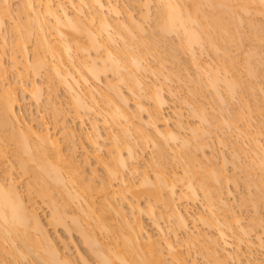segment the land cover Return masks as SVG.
Here are the masks:
<instances>
[{
  "label": "bare ground",
  "instance_id": "6f19581e",
  "mask_svg": "<svg viewBox=\"0 0 264 264\" xmlns=\"http://www.w3.org/2000/svg\"><path fill=\"white\" fill-rule=\"evenodd\" d=\"M9 1L0 0V264H77L69 252L70 247L60 245V238L56 240L52 233L59 229L67 232L69 238L74 234L79 236L95 256L96 264H197L196 259L189 260L185 255L184 247L188 246L198 249V254L209 264H264V220L258 216L254 219L257 223L250 220L252 226L245 225L242 214H237L231 204L235 197L233 199L234 194L228 188L225 152L218 157L221 151L218 154L217 145L216 152L212 148L211 157L204 149L213 135L222 148L229 146L227 129L236 133H233L236 145L232 138L233 143L231 141L230 148H226L231 155L227 161L232 162L233 158L235 168H245L244 173L235 169L234 172L244 174V179L246 174L250 178L245 179L246 186L254 185V192L258 190L254 196L253 190L250 191L253 201L249 194V201H242V205L246 206L245 202L253 205L258 200L253 205L257 210L258 203L264 204V144L260 139L264 120L262 131L258 126L252 129L256 110L253 112L255 107L251 103L255 100L249 103L251 99L248 101L246 93L255 95V88L247 84L248 91L244 89L246 83L243 85L244 81L239 78L240 60L230 55L235 34V38L238 33L242 36L236 23L239 26L245 20L237 9L246 13L245 16L254 11L256 14V10L257 14L264 15V0H153L156 11L152 0L135 2L141 7L144 19L155 11L157 21L153 26L158 30H153V36L157 34L156 39L160 36L159 45H167L168 36L177 38L175 50L169 51V44L168 58L179 62V54L190 55L191 65L198 73L195 72L197 80L194 81L193 75L189 80V72L185 77L194 82L189 94L198 95L199 102L195 101V96L188 99V95L182 97L169 90L165 80L173 74L177 76L178 72L173 73V70L171 75L168 71L167 75L165 71L167 76L164 75L166 64L159 63V57L165 60L161 52H156L157 69L153 68L148 55L153 47L157 48L156 39L152 38L151 47H146L142 36L146 32L144 24L134 14L122 18L113 0H22L17 17L13 16ZM208 8L210 12L213 9L217 12L210 13ZM232 10L235 12L230 13ZM230 14L232 18L228 19L234 21L227 19ZM6 22L12 23V29L3 28L8 26ZM8 29L13 33L11 41ZM255 32L258 41L259 34ZM33 34L35 42L30 55L29 42ZM239 36L236 38L239 43L235 45L241 44ZM260 41L261 51L257 49V53L256 48L248 51L246 58L250 54V59L242 64L246 67L250 61L246 74L252 77L253 74L257 77L259 60L261 64L264 61V36ZM9 44L13 49L10 50V66L14 69L9 68L10 72L8 65H4V49ZM206 45L213 49L216 58L221 57L214 60L216 63L214 58L204 61L199 55ZM253 53L252 61H258L256 66L254 61V65L251 64ZM11 70L17 74V78L13 75L16 82L7 80L6 74H11ZM109 72L112 79L105 76ZM42 73L48 84L47 96L44 86L36 81ZM147 75L154 77L152 81ZM58 87L68 94L73 119L80 130L65 122L61 104L52 101L57 97ZM167 89L189 112L185 115L180 106L174 126L164 113L168 106L164 95ZM206 89L211 90L214 101H207ZM43 96L53 105V116H57L53 126L43 114L35 118L22 114L28 98L44 106ZM239 99L243 100H240L243 110L239 108L231 118L233 108V112L225 116L228 105ZM224 105H227L226 111ZM259 106L258 114L262 111ZM86 120L90 122V131L84 128ZM243 136L251 144L246 148L245 139L241 140L245 149L240 144ZM147 150L153 153L149 161L144 157ZM78 151L84 156L82 160L78 159ZM90 157L103 170L102 176L97 173V167L92 170L89 167L91 176L86 172ZM244 157L247 164L244 161L242 164ZM218 158L223 159V162L220 160L223 167L219 168ZM15 160L20 176H27L25 190L14 175ZM97 179L100 182L96 184ZM197 202L201 208L193 210L190 205ZM41 204L47 207L46 215ZM145 214L156 225L160 237L154 239L147 233ZM259 219L262 220L260 227ZM164 220L169 232L163 228ZM190 220L206 228L202 230L194 225L198 229L191 231ZM113 221L116 222L113 224ZM207 228L214 232L205 230ZM182 233L184 237L179 236ZM77 254L80 264H92L84 255Z\"/></svg>",
  "mask_w": 264,
  "mask_h": 264
},
{
  "label": "rangeland",
  "instance_id": "374dc122",
  "mask_svg": "<svg viewBox=\"0 0 264 264\" xmlns=\"http://www.w3.org/2000/svg\"><path fill=\"white\" fill-rule=\"evenodd\" d=\"M118 6H119V9H120V11H121V13H122V18H126V16H128L129 14H134L135 15V17L137 18V19H139L140 20V22L142 23V24H144L143 26H144V28H146L145 29V35H144V32H143V34H142V36H144V40L146 39V41H145V43H146V47H151V41H152V38L154 39L155 38V36H157L158 37V35L156 34L157 32H155V31H157L158 29H154V26H153V24H155V26H156V21H157V15L155 14V11H156V8L154 7L155 6V1H153L152 0V2H151V5H152V7H153V10H155L154 12H152L153 10H151V17H149L148 19H144L143 17H142V9H141V7H139L138 8V6L135 4V2H137V0H113ZM139 1V3H141L143 0H138ZM231 2H233V0H230ZM238 2H239V0H237ZM22 2V0H10L9 1V3H11L10 4V6H12V10L14 11L13 13H14V15L13 16H15V17H17L18 16V14H19V12L18 11H20V3ZM228 2V1H227ZM227 2H226V4H227ZM234 2H235V0H234ZM237 2V3H238ZM231 4V3H230ZM234 4H236V3H234ZM154 5V6H153ZM234 6V5H233ZM258 6V4L256 3V7ZM260 6V5H259ZM223 7V6H222ZM19 8V9H18ZM155 8V9H154ZM225 8V7H224ZM140 9H141V12H140ZM207 9V8H206ZM235 9H237L236 7H235ZM239 9V8H238ZM237 9V13L238 14H240L241 15V19L242 18H244L245 20H243V22L242 21H240L241 19H240V17H239V21L237 20V22H242V23H239V26H237V24L238 23H236V26H235V24L233 25V26H235L238 30L237 31H239L241 34H242V36L240 37L239 36V33H238V35H237V37L239 36V38H240V45L239 44H237V45H235L236 43H237V41H238V39H237V41H236V38H235V36H236V34H235V32H234V28H232V26H231V24H230V28H232V32H234V34H235V36H234V44H233V46L231 45V50H232V53H230V55L232 54V57L234 58V56L233 55H235L236 56V58L237 59H235L236 61L239 59L240 61H239V65L240 66H242V67H240V73H241V76L239 77V78H241V80H243L244 82H243V85H244V83H246L245 84V87L246 88H244L246 91H248V89H247V84L249 85V84H252L253 86H254V88H255V90H254V94L255 95H252L251 93V91H249L250 92V94L251 95H249V94H247L246 93V95L244 94V92H245V90H244V92H243V95L244 96H246L247 97V99H248V101L251 99V101H249V103H251L252 102V99H254L255 100V103H254V101L252 102L253 104H257V106H254V105H252V103H251V106L254 108L253 109V112H255V110H256V112H255V114H254V119H253V117H252V119L254 120H252L253 121V127H252V129L253 130H256L257 129V126H258V128H260L261 129V131H262V129H263V127H264V125H263V120H264V61H262L263 62V64H261V62H260V60H259V62H260V64H259V62L258 61H256V60H253L254 61V63H255V65H254V63H253V61H252V59H253V56L252 55H254V53L253 54H251V56H252V58H251V64L253 63V65L254 66H256V62H258V65H257V69L256 70H258V71H256V75H257V77H258V72H259V74L261 75V76H259L258 78L256 77V76H254V74H253V77H252V74H251V76H249L248 75V73L246 74V67L247 66H249L250 65V61H248L249 62V65H247L246 67H245V65L243 66L242 64L244 63V61H246L247 62V60H249L250 59V54H248V58H246L247 57V53H248V51L249 52H251L252 50H254L255 48H256V52L258 53V51H261L260 49H262L261 47H263L262 45H259V43L261 42L260 40H261V37L262 36H264V34H263V32H264V30H263V32H262V28L264 29V15H262L261 13H258L257 14V10H256V14L254 13V12H251V14H249V15H247V16H245L246 15V13H244V14H242V12H240V10H238ZM70 10H73L72 8H70ZM208 10H209V8H208ZM211 10V9H210ZM210 10H209V12H210ZM214 10V9H213ZM212 10V11H213ZM211 11V12H212ZM216 12H217V10H215ZM215 11H213V12H215ZM233 11V10H232ZM230 12V13H234L235 11H233V12ZM239 11V12H238ZM18 12V13H17ZM210 12V13H211ZM215 12V13H216ZM12 13V14H13ZM254 13V14H253ZM153 14V15H152ZM237 14V15H238ZM236 15V14H235ZM22 17H24V14L23 15H21ZM231 16V18H232V14H230L229 16H226L227 17V19L229 18ZM235 17V16H234ZM233 17V18H234ZM237 17V16H236ZM143 18V19H142ZM156 18V19H155ZM24 20V19H23ZM229 20V19H228ZM232 21H234V19H231ZM231 20H229L230 22H231ZM235 20H236V18H235ZM146 21V22H145ZM244 23V25L241 27V25ZM253 24L254 26H257V27H254L253 25H251V24ZM5 24H8V26H6V27H4L3 26V28L4 29H6L7 27H9L10 29H12L11 28V24L8 22H6ZM233 24V23H232ZM250 24V25H249ZM11 25V26H10ZM153 26V28H152V26ZM261 26V28H259V27ZM263 26V27H262ZM251 27H253V29L251 28ZM157 28V27H156ZM255 28V29H254ZM4 29H3V31H4ZM10 29H8V34H7V36H8V39H9V41H11V39H12V36H11V33L12 32H10L9 30ZM153 30H155L154 32H155V36H153L154 35V33H153ZM256 32H255V31ZM260 30H261V33H258V31L260 32ZM6 31H7V29H6ZM236 31V32H237ZM253 32H255L256 34H257V36H258V34H259V38H260V40H256L257 38H256V36L254 37V33ZM152 33V34H151ZM10 34V35H9ZM13 34V33H12ZM233 34V35H234ZM34 35V34H33ZM31 36V37H33L32 39H31V42H29V45H30V49H29V51H30V55H32L33 54V43L35 42V35L34 36ZM262 35V36H261ZM11 36V37H10ZM261 36V37H260ZM241 38H242V40H241ZM156 39V38H155ZM154 39V40H155ZM159 39H160V36H159ZM159 39H156V41H154V42H156V44H157V50L155 49V47H153L151 50H150V54L148 55V57H149V62L153 65V68H154V66H155V68L157 67V63H158V61L156 60V58L154 57L155 55H156V52H161L160 54H161V57H162V55H163V57L165 58V60L164 61H161L160 60V57H159V63L161 64V63H163L164 62V64H166L165 65V68H163L164 70H163V72H164V75H166V73H167V75H169V72L168 71H171L170 73H171V75H172V71H173V73H176L175 71H177L178 73H177V76L175 75V74H173L174 76H169L170 77V79L169 80H165L166 81V83H167V87H169V90L171 89L172 91H173V93H175V92H178L179 94H181V96L183 97H185L186 96V98H187V95H188V99H191V97H193V96H195L194 98H195V101H197V99H198V102L200 101L199 99V97H197L196 96V94L195 93H193V94H195V95H193V94H189V91H190V93H191V88H193V83L192 82H190L189 80L190 79H192L191 77V75H193V76H195V78H193L194 79V81H196L197 79H196V74L198 75V73H197V70H196V68L194 69L193 68V66L194 65H191V64H193V63H191V60H190V55L189 54H187V53H183V54H179L180 55V57H181V59H180V57H178L179 58V62H176V60H172V59H170V58H168L167 56H168V54H170V52H168V50H169V44L173 47V49H171L172 47L170 46V50L169 51H171V50H175L174 48H177V47H175L176 45H177V43L178 42H175V41H177V38L175 37V36H168L167 38H166V40L167 41H169V43L166 45V43L163 45L162 43H161V45H159V43H160V41H159ZM32 40H33V42H32ZM151 40V41H150ZM149 41H150V44H149ZM242 41V42H241ZM257 42H258V45H257ZM238 43H239V41H238ZM262 43V42H261ZM10 44L12 45L13 43H11L10 42ZM8 45V46H6L5 47V49L4 50H6L5 51V54H4V56H5V59H6V61L4 60V65L6 66V65H8V66H6L7 67V69H8V72H10V69L9 68H11V66H10V64H11V59H10V55L12 54L11 53V51H13V49L11 48V45ZM176 44V45H175ZM165 46V48H164V50L162 49L163 47ZM257 46H258V48H257ZM260 46V47H259ZM13 47V46H12ZM142 47V46H141ZM140 47V48H141ZM159 47H162V48H160L159 49ZM168 48V49H167ZM165 49H166V51H165ZM229 49V52H231V50ZM252 49V50H251ZM257 49H258V51H257ZM11 50V51H10ZM251 50V51H250ZM264 50V49H263ZM167 52V53H166ZM172 54H173V51L171 52ZM175 53V52H174ZM160 54H159V56H160ZM220 53H218V55H219ZM259 54H261L260 52H259ZM199 55H202L201 56V58L203 57V60L204 61H208L209 59H212V58H214L213 59V62L214 63H216L217 61H214V60H217V58L220 60L221 59V57H215V54H214V52H213V49L211 48V47H209L208 45H206L205 46V48L202 50V51H200V53H199ZM229 55V56H230ZM157 56V55H156ZM32 57V56H31ZM209 57V58H208ZM255 57V56H254ZM244 58L246 59V60H244ZM157 59H158V57H157ZM227 59V58H226ZM255 59V58H254ZM262 60V59H261ZM264 60V59H263ZM212 61V60H211ZM6 62V63H5ZM10 62V63H9ZM166 62V63H165ZM159 65V64H158ZM253 65H252V67H253ZM164 66V65H163ZM162 67V66H161ZM159 68H160V66H159ZM158 68V70H160ZM179 68H180V70H181V73L179 74ZM244 68V69H243ZM12 69V68H11ZM157 69V68H156ZM155 69V70H156ZM253 69H254V67H253ZM13 71H14V69H12ZM12 70H11V74H6V76H9L8 78H7V80H9V82L12 80L13 82H16V78H17V74H16V72H12ZM154 70V69H153ZM161 70H162V68H161ZM165 71H167L166 73H165ZM189 72V77H188V73ZM195 72H196V74H195ZM255 72V71H254ZM13 73V74H12ZM191 73V74H190ZM239 73V74H240ZM43 74V73H42ZM110 74H111V72H109L107 75H105V76H107L108 78L109 77H111L112 76V74H111V76H110ZM13 75H15L16 76V78H15V76H12ZM166 75V76H167ZM183 75V76H182ZM185 75H187V77H188V79H187V77H185ZM40 76H42V77H39V76H37L35 79H36V81H37V83H38V85H39V83H40V86H44V89H43V91H44V94H46L47 93V85L48 84H46V80H45V75L43 74V75H40ZM44 76V77H43ZM105 76L103 77V79L105 80ZM148 77H149V79H153L154 77L153 76H151V75H147ZM182 76V77H181ZM148 77H147V79H148ZM159 77H161V78H163L162 76H159ZM179 78L180 80H178L177 78ZM198 77V76H197ZM10 78V79H9ZM112 78H113V76H112ZM112 78H109V79H112ZM148 79V80H149ZM152 79H151V81H152ZM44 80H45V82H44ZM163 80V79H162ZM241 80H240V82H241ZM11 81V82H12ZM193 81V80H192ZM242 83V82H241ZM42 84V85H41ZM251 85V86H252ZM195 86V85H194ZM261 86H263V88L261 89ZM195 88L197 89V87L195 86ZM253 88V89H254ZM125 89V88H124ZM196 89H195V91H196ZM241 89H243V88H241ZM249 89H251L252 90V88H250L249 87ZM47 90V91H46ZM59 90V91H58ZM58 90H57V92H56V94H57V97L55 98L54 97V99H52V101L53 102H55V103H60L61 104V108H63V112L62 113H64L65 112V114H66V120H65V122H67V124H69L70 126H72V127H75V128H77V129H79L80 130V125L78 124V122H76L73 118H74V113H73V109L70 107V101H68V98H69V96H67L68 94L64 91V89L62 88V87H58ZM192 92H193V90H192ZM206 99H207V101H212L213 100V98H212V96H213V94H212V92H211V90H209V89H206ZM48 94V93H47ZM47 94H46V96H47ZM199 94V93H198ZM164 95H166V97H167V99H168V106H166V108H165V110H164V113L168 116V118L170 119V125L171 126H174V122H175V120L177 119V114H178V112H179V108H180V106L181 107H183L182 108V111H184V113H185V115H188V108L187 107H184L180 102H179V99H177V98H175L176 96H174V95H171V93H170V91H168V89H167V91H165L164 92ZM45 96V95H44ZM43 96V98H44V100L42 99V103L44 104V106L42 105H40L41 103L39 102L38 104H39V106L37 105V104H35V103H32L33 101H31V99L30 98H28V100L27 101H25V107L23 108L22 107V114L23 115H25L27 118H30V117H32V115H33V118H35V116H40L39 114H43V115H45V117H46V120L48 121V123H50V126H53V123H55V120H57L56 118H57V116H53V111H54V109H52L53 108V105H51V102L49 101H47L46 99H45V97ZM200 96V95H199ZM27 97H29V96H27ZM194 98H193V100H194ZM246 99V98H245ZM236 100H238V98L236 99ZM236 100H233V104L231 105V104H229L228 105V103H226L228 106H230V107H228V109L226 108L227 107V105H226V107H225V105L223 106V109H227V111H226V109H225V111L227 112L226 114H225V116H229L228 114H230V112H233V108H234V112H233V114L231 113L230 115H231V118H233L234 117V114L236 113V111H240V109H242V106H241V103L243 102V100L242 99H239V102L238 101H236ZM240 100H242V102H240ZM132 101V100H131ZM202 101V100H201ZM214 101V100H213ZM231 102H232V100H230ZM245 101V100H244ZM257 101V102H256ZM27 102V103H26ZM45 102L47 103V105H45ZM130 104H131V107H134L133 105H132V103L130 102ZM258 105H260L259 107H261V112H260V114H258L257 113V110L258 109H260V108H258ZM47 108H46V107ZM231 106H232V111H231ZM50 107V109H48ZM52 107V108H51ZM57 107H58V105H57ZM60 107V106H59ZM208 107V106H207ZM225 107V108H224ZM240 108V109H239ZM257 108V109H256ZM229 109H230V111H229ZM40 110V111H39ZM53 110V111H52ZM243 110V109H242ZM228 111H229V113H228ZM222 113L224 114L225 112H224V110L222 111ZM56 114V113H55ZM237 114H238V112H237ZM239 115V114H238ZM60 116V115H59ZM61 116H62V114H61ZM233 116V117H232ZM58 118H60V117H58ZM62 118V117H61ZM245 120H246V118H245ZM244 120V121H245ZM262 120V121H261ZM192 121H193V119H192ZM244 121H241V123L243 124L244 123ZM260 121L262 122L261 123V127H259V123H260ZM252 123V122H251ZM262 125H263V127H262ZM222 126V125H221ZM256 127V128H255ZM84 128L87 130V131H90V122H89V120H86V123H85V125H84ZM101 128H103L102 127V125H101ZM223 128V127H222ZM221 128V130L223 131V130H225V129H227L226 127H225V129H222ZM84 129V130H85ZM103 130V132H105L104 130V128L102 129ZM221 130H218V132L220 131L221 133H222V131ZM229 129H227V131L225 132V133H227L226 135V138H229V139H227V142H229V146H230V142L232 141V138L234 139L233 141L235 142V138H236V133H234V132H232V130H231V132H230V130L228 131ZM224 132V131H223ZM221 133H219V135H221ZM233 133L234 134H236V135H233ZM263 134H261V136L262 137H260V139H261V141H262V143L264 144V129H263V132H262ZM218 134V133H217ZM233 135V136H232ZM83 136V135H82ZM222 136V135H221ZM224 136V135H223ZM213 137H214V135H213ZM212 137V138H213ZM241 137H242V135H241ZM211 138V140H209V142L210 143H208L207 144V147L206 148H204L205 150H206V153H208V156H211V151L212 150H214L215 149V152H216V148H217V145H218V148H217V150H219L218 151V154L220 153V151H221V154H219V156H218V154H217V156L218 157H220V156H222V153H224L225 155H226V157H227V159H229L230 160V158L229 157H231V155L229 154L230 153V150H227V149H229L230 147L227 145V146H225V145H223V146H225V147H222V148H219V145L220 144H216V143H218V141L216 142V140L214 139V142H212L213 141V139ZM240 138V137H239ZM239 138H237L236 140H237V143H238V147H239ZM83 139H85L84 137H82V141H83ZM216 139H217V137H216ZM243 139H245V140H243ZM208 140V139H207ZM241 140H243V142H244V145L246 146V148H248V146L250 145L251 146V144L250 143H248L249 142V140H247L246 141V138L243 136V138H240V144H241V146H242V141ZM233 141H232V143H233ZM226 142V143H227ZM77 143H78V141H77ZM84 143L86 144V145H88L87 143H86V141H84ZM207 143V142H206ZM232 143H231V145H232ZM228 144V143H227ZM64 145H66V147H67V144H65L64 143ZM68 145H69V143H68ZM235 145H236V142H235ZM249 146V147H250ZM88 148H89V150H91V148L89 147V146H87ZM243 147V146H242ZM212 148H214V149H212ZM227 148V149H226ZM244 149H245V147H243ZM11 150H12V148H10ZM10 149H9V151H10ZM221 149V150H220ZM225 149V150H224ZM242 148H239L238 150H241ZM81 150V149H80ZM79 150V151H80ZM78 151V152H79ZM105 152V149H103V153ZM149 154H148V153ZM147 152H146V154L144 155V157L146 158V160L147 161H149L150 160V157H151V154H153L152 152H150L149 150H147ZM228 152V153H227ZM151 153V154H150ZM9 154L11 155V156H13L12 155V153H10L9 152ZM79 154V155H78ZM241 154H243L242 156H245L244 155V153H241ZM9 155V156H10ZM77 155H78V159L79 160H82L83 159V157L84 156H82V154H81V152H79V153H77ZM149 155V156H148ZM229 155V156H228ZM10 156V160H12V162H13V157H11ZM207 156V155H206ZM147 157H148V159H147ZM212 157V156H211ZM249 157V156H248ZM210 158V157H209ZM222 158V157H221ZM227 159H225L224 160V167L225 168H227L228 167V169H226L225 170V168H224V172L226 171L227 173V179H230L229 180V182H227L228 183V188H230V190L233 192V199H234V197H235V199L233 200V199H231V201L233 200L234 202H232L231 204L232 205H234V207H236V208H234V209H236V212H237V214H242L241 216H243V218H244V223H245V225L247 224H250L249 222H252V221H254V219H256L258 216H261V218H262V220H264V204H257V206H256V208H257V210L255 209L254 210V208H253V205H255L256 204V202L258 201V200H256V202L254 203L253 202V205H252V203L251 202H248V203H246L245 202V204H247L246 206L244 205H242L243 203H242V201H246V199H248V195L249 194H251V192L250 191H252V193L254 192V189H253V187L252 186H254V185H248V186H246V181H245V179H250V178H248V176H246V174H245V179H244V174L242 175L241 173H244L243 171H244V169L245 168H241V169H243V170H240V168L239 169H237V168H235L234 167V163H235V165H236V162L234 161L233 162V158L231 159V161L233 162V168H232V162H228L227 161ZM247 159V158H246ZM223 162V159H220V158H218V163H217V160H216V163L217 164H219V162H220V165H219V168H220V166L221 167H223V164L221 165V161ZM249 160V159H248ZM228 163H227V162ZM243 161L244 162H246V164H247V160L245 161V157H244V160H242V164H243ZM11 162V163H12ZM16 160L14 161V164H15V166H14V164H13V171H14V175L15 176H17V178H19V180L21 181V186L23 185V187H24V185H26V182H27V180L25 179V178H27V176H20L21 175V173H20V170H19V167H16ZM209 162V161H208ZM90 166L88 165V166H86V172H88V174H89V176H91V172H90V168L89 167H91V170H92V167H93V169H94V167L96 168L97 167V171H99V172H97L98 174L99 173H101V174H99V176L101 175L102 176V174H103V170L99 167V166H97L96 165V163H95V161H94V159L92 158V157H90ZM88 163V164H89ZM225 163H227L226 165H225ZM92 164V165H91ZM10 165H12V164H10ZM16 167V168H15ZM171 167V166H170ZM234 169H235V171H237V170H239L238 172H234ZM88 170V171H87ZM240 173V174H239ZM228 174H229V178H228ZM232 176V177H231ZM247 177V178H246ZM99 179V178H98ZM97 179V181H96V184L97 183H99L100 181ZM225 186H227V184L225 183ZM251 186V187H250ZM248 187H250V188H248ZM256 188V190H257V187H255ZM25 190V187L24 188H22V190ZM258 191V190H257ZM257 191H255L256 193H257ZM254 192V194H253V196L254 195H256V193ZM25 193H26V191H25ZM263 193V192H262ZM258 194V193H257ZM257 197H258V195H257ZM244 198V199H243ZM250 200H252L253 201V198H252V194L250 195V198H249ZM249 199L247 200V201H249ZM143 200V199H142ZM235 200H237V201H235ZM234 203H236V204H234ZM237 203H238V205H240L241 204V206H237ZM240 203V204H239ZM42 205V204H41ZM145 205V200H143L142 201V206H144ZM200 205V206H199ZM190 206H192L191 208L194 210V209H200L201 208V204H199L198 202L197 203H194V205L193 204H191ZM196 207V208H195ZM200 207V208H199ZM42 208H43V210H44V214L46 215L47 213H48V210H47V207L46 206H44V205H42ZM241 208H242V210H241ZM259 208V209H258ZM126 209H128V207L126 206ZM147 216L148 215H144L143 216V221H144V224H145V226H146V230L148 231L147 233H149V234H151L153 237H154V239L155 238H157L159 235H160V233H158V229H157V227H156V225L155 224H153V222H152V219L151 218H149V216H148V218H147ZM250 220H252V221H250ZM260 220V219H259ZM262 220H260L259 222H258V226H259V223H262ZM111 221H112V219H111ZM163 221V220H162ZM161 221V222H162ZM191 221V220H190ZM249 221V222H248ZM114 222H116V221H113V224H114ZM192 222V221H191ZM248 222V223H247ZM255 223H257V221H254ZM197 222H192V223H190V227H191V231H192V229L194 230L196 227H194V225L195 226H200V227H202L203 225L202 224H200V222H198V224H200V225H198V224H196ZM253 223V222H252ZM117 224V223H116ZM193 224V225H192ZM162 225H163V228H164V230L166 231V232H169V229H168V224H167V222H165V220H164V222H162ZM202 225V226H201ZM255 225V224H254ZM253 225V226H254ZM257 225V224H256ZM193 226V227H192ZM250 226H252L251 224H250ZM262 226H264V221H263V223H262ZM262 226H261V228H262ZM260 227V226H259ZM203 228H206V226H204V227H202L201 229L203 230ZM248 228V227H247ZM250 228V230L252 229L251 227H249ZM258 227H254L253 229H257ZM259 229V231L261 232V230L262 229ZM196 229H198V228H196ZM195 229V230H196ZM200 229V228H199ZM194 230V231H195ZM205 230H207V231H211L212 229H205ZM249 231V230H248ZM257 231V230H256ZM51 232H52V230H51ZM214 231L212 230V233H213ZM252 232H254L253 230H252ZM262 232H264V228H263V231ZM53 234H54V236H55V238H56V240L57 239H59L58 240V243L60 244V243H64L65 245L67 244V247L69 248L70 247V254L71 255H74L73 257H74V260L76 261V263L77 264H80V262H81V260L79 261V255L77 254V252L79 253V254H81L82 256L84 255V257H86L88 260H90V263H92V264H96L97 263V261H96V258L94 259V257H93V254H91L89 251H88V249L86 248V246H84L83 245V243H82V241H81V239H80V237L79 236H77V235H72V236H74V237H71L73 240L71 241V238H69L70 236L68 235V233L66 232L65 233V231L64 230H62V229H59L56 233H55V231L54 232H52ZM57 234V235H56ZM251 234H254V233H251ZM264 234V233H263ZM179 236L180 237H184L185 236V234L184 233H182V234H179ZM160 237V236H159ZM264 237V236H263ZM67 242V243H66ZM69 244V245H68ZM60 245H62V244H60ZM64 245V246H65ZM63 246V245H62ZM63 246V247H64ZM187 247V246H186ZM198 249H194V246L193 247H189L188 246V248H185L184 247V253H185V255L187 256V258L189 259V260H191V259H196L197 260V264H209V262L207 261V259L205 258V257H203V256H201L200 254H198ZM78 255V256H77ZM78 260V261H77ZM79 262V263H78ZM212 264V263H211Z\"/></svg>",
  "mask_w": 264,
  "mask_h": 264
}]
</instances>
